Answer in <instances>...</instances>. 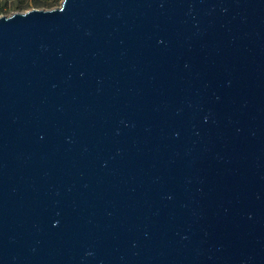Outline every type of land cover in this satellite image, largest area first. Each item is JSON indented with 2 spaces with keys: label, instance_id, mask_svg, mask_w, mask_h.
I'll return each instance as SVG.
<instances>
[{
  "label": "water",
  "instance_id": "95a60500",
  "mask_svg": "<svg viewBox=\"0 0 264 264\" xmlns=\"http://www.w3.org/2000/svg\"><path fill=\"white\" fill-rule=\"evenodd\" d=\"M0 264H264V0L0 16Z\"/></svg>",
  "mask_w": 264,
  "mask_h": 264
},
{
  "label": "rangeland",
  "instance_id": "374dc122",
  "mask_svg": "<svg viewBox=\"0 0 264 264\" xmlns=\"http://www.w3.org/2000/svg\"><path fill=\"white\" fill-rule=\"evenodd\" d=\"M4 0H0V2H3ZM19 1L20 0H10V2L5 6V9H4V12H5V15L7 16V15H10V14H12V13H14V12H24V11H26V10H29V9H32V8H39V9H50V8H54V7H57V6H59V4H60V1L61 0H59V2L57 3V4H55L54 6H52V7H46V6H41V7H36L35 6V4H34V0H27V6H25L24 8H23V10H16V4H18L19 3Z\"/></svg>",
  "mask_w": 264,
  "mask_h": 264
},
{
  "label": "trees",
  "instance_id": "16d2710c",
  "mask_svg": "<svg viewBox=\"0 0 264 264\" xmlns=\"http://www.w3.org/2000/svg\"><path fill=\"white\" fill-rule=\"evenodd\" d=\"M36 7L46 6L52 7L59 2V0H34L33 1ZM8 4V0H4L0 2V11H2L3 7ZM27 6V0H20L18 4H16V10H23V8Z\"/></svg>",
  "mask_w": 264,
  "mask_h": 264
},
{
  "label": "built area",
  "instance_id": "2783aa9c",
  "mask_svg": "<svg viewBox=\"0 0 264 264\" xmlns=\"http://www.w3.org/2000/svg\"><path fill=\"white\" fill-rule=\"evenodd\" d=\"M9 2H10V0H8V3ZM4 9H5V6L3 7L2 11H0V16L5 15Z\"/></svg>",
  "mask_w": 264,
  "mask_h": 264
}]
</instances>
